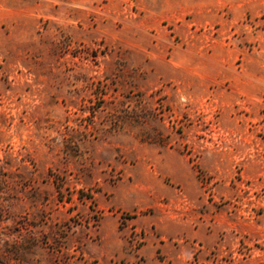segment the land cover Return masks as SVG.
Segmentation results:
<instances>
[{"label": "rangeland", "instance_id": "obj_1", "mask_svg": "<svg viewBox=\"0 0 264 264\" xmlns=\"http://www.w3.org/2000/svg\"><path fill=\"white\" fill-rule=\"evenodd\" d=\"M176 161L184 264H264V0H0V264H101L104 214L145 243L110 197Z\"/></svg>", "mask_w": 264, "mask_h": 264}, {"label": "crops", "instance_id": "obj_2", "mask_svg": "<svg viewBox=\"0 0 264 264\" xmlns=\"http://www.w3.org/2000/svg\"><path fill=\"white\" fill-rule=\"evenodd\" d=\"M131 174L132 182L113 190L110 206L131 214L128 220L137 226L133 227L135 231L140 229L138 226L154 225L157 233L149 234L145 243L135 244L119 236L117 214H104L101 231L105 239L97 248L90 244L86 253L101 264H184L190 245L165 239L197 236L193 223L197 217L194 209L199 206V185L194 168L187 161H176L137 166ZM148 208L153 213L140 215Z\"/></svg>", "mask_w": 264, "mask_h": 264}]
</instances>
